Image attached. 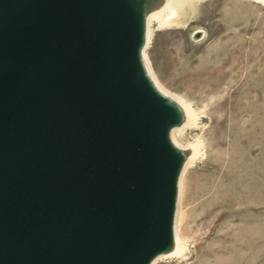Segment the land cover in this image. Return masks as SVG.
I'll return each instance as SVG.
<instances>
[{
	"label": "water",
	"instance_id": "obj_1",
	"mask_svg": "<svg viewBox=\"0 0 264 264\" xmlns=\"http://www.w3.org/2000/svg\"><path fill=\"white\" fill-rule=\"evenodd\" d=\"M124 0H0V264H142L172 163Z\"/></svg>",
	"mask_w": 264,
	"mask_h": 264
},
{
	"label": "rangeland",
	"instance_id": "obj_2",
	"mask_svg": "<svg viewBox=\"0 0 264 264\" xmlns=\"http://www.w3.org/2000/svg\"><path fill=\"white\" fill-rule=\"evenodd\" d=\"M172 19L155 21L147 51L161 83L197 109L176 138L202 154L183 181L185 254L156 264H264V5L199 0Z\"/></svg>",
	"mask_w": 264,
	"mask_h": 264
},
{
	"label": "bare ground",
	"instance_id": "obj_3",
	"mask_svg": "<svg viewBox=\"0 0 264 264\" xmlns=\"http://www.w3.org/2000/svg\"><path fill=\"white\" fill-rule=\"evenodd\" d=\"M124 1L131 12L132 27L137 36V44L135 51L136 69L140 77L148 87L152 101L156 105L157 109L164 115L165 125L162 139L164 149L172 163L171 191L168 204L166 226L164 230V238L162 243L156 246L152 250L150 255L142 262V264H156L162 259H173V257H180L185 254L187 244L183 240L180 233V216L182 214L181 210L183 200V181L187 168L190 165L193 166L192 163L195 162L196 158L201 153L200 150L202 149H200L201 143L197 142L194 144H182L177 140L176 132L178 130L184 129L186 125L191 124L197 119V109L195 110L193 105L188 102L185 98L176 93L171 92L161 83L152 65L147 50L153 41L155 30L177 23L172 19V16L179 14V11H184L195 1L199 0ZM253 1L264 5V0ZM187 12L189 13L188 10ZM155 21L159 23V28L157 29L154 28ZM178 123H181V125L177 126ZM222 128L225 127L223 126ZM235 137L237 138V136Z\"/></svg>",
	"mask_w": 264,
	"mask_h": 264
}]
</instances>
